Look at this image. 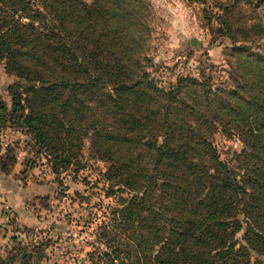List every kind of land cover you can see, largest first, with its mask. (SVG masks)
Masks as SVG:
<instances>
[{
  "label": "trees",
  "instance_id": "obj_1",
  "mask_svg": "<svg viewBox=\"0 0 264 264\" xmlns=\"http://www.w3.org/2000/svg\"><path fill=\"white\" fill-rule=\"evenodd\" d=\"M39 1L43 11L0 0V59L25 81L8 87V117L56 174L79 166L85 138L108 162L119 205L101 232L103 264H264V54L250 49L261 36L248 40L243 27L232 85L211 76L164 85L143 62V0ZM217 125L247 134L242 174L220 160Z\"/></svg>",
  "mask_w": 264,
  "mask_h": 264
},
{
  "label": "rangeland",
  "instance_id": "obj_2",
  "mask_svg": "<svg viewBox=\"0 0 264 264\" xmlns=\"http://www.w3.org/2000/svg\"><path fill=\"white\" fill-rule=\"evenodd\" d=\"M35 4L43 11L41 1ZM143 4V62L156 83L211 76V84L232 85L228 62L237 59L233 45L249 42L243 39L244 29H249L248 40L261 36L250 49L264 54V0H143ZM221 16L231 24L233 36ZM45 21L52 19L47 16ZM4 66L0 59V104L7 115L0 119V264H103L104 258L98 256L105 248L101 232L111 228L119 205L118 193H108L110 184L103 174L108 162L93 155L85 138L79 166L56 174L43 147L26 127L8 117L12 111L8 87L25 81ZM246 135L221 125L211 134L220 160L239 174L245 172L246 160L237 154L245 148ZM241 235L236 239L243 243ZM124 262L132 264L130 259Z\"/></svg>",
  "mask_w": 264,
  "mask_h": 264
},
{
  "label": "water",
  "instance_id": "obj_3",
  "mask_svg": "<svg viewBox=\"0 0 264 264\" xmlns=\"http://www.w3.org/2000/svg\"><path fill=\"white\" fill-rule=\"evenodd\" d=\"M191 43H192V44H195V40H194V39H192V40H191Z\"/></svg>",
  "mask_w": 264,
  "mask_h": 264
}]
</instances>
